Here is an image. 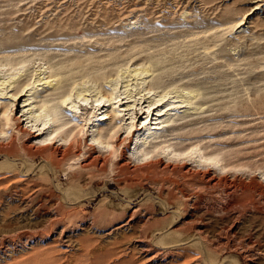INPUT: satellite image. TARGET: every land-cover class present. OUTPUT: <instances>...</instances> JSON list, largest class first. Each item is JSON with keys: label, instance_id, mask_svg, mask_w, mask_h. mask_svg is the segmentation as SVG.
<instances>
[{"label": "rangeland", "instance_id": "rangeland-1", "mask_svg": "<svg viewBox=\"0 0 264 264\" xmlns=\"http://www.w3.org/2000/svg\"><path fill=\"white\" fill-rule=\"evenodd\" d=\"M0 63L17 74L9 84L0 69L7 108L17 83L29 87L13 108L23 127L0 128V264H264V0H0ZM112 90L132 105L107 135L116 148L96 141L108 121L89 111L75 118L84 131L53 144L75 139L81 156L50 169L52 139H32L30 112ZM188 90L192 103L154 110ZM146 109L169 121L144 157L132 124ZM118 133L130 171L114 167ZM94 147L103 171L80 167Z\"/></svg>", "mask_w": 264, "mask_h": 264}, {"label": "bare ground", "instance_id": "bare-ground-1", "mask_svg": "<svg viewBox=\"0 0 264 264\" xmlns=\"http://www.w3.org/2000/svg\"><path fill=\"white\" fill-rule=\"evenodd\" d=\"M246 13L247 12H245V13L242 14L243 15V18L246 15ZM238 21L237 22L239 23V25L243 23V20L242 19H239ZM4 66H5V64H1L0 63V69L1 70L3 69ZM6 66H7V64H6ZM8 66H9V64H8ZM4 68H6V67H4ZM17 68L18 67H16V70H17ZM1 70H0V72H1ZM12 70H13V68H6L5 69V71L8 72V77L9 78L7 77L8 78L7 81L9 80L8 81V83L10 82L9 84H15L16 83L15 82V78H16L15 75H17V74L15 73V68H14L13 71ZM149 71L150 70L147 69V72H149ZM5 74H6V72H5ZM2 75L3 74H1L0 77H2ZM52 77H54V78L51 79ZM3 78H4V81H5V78L6 77L3 76ZM55 78H56V75L51 74L50 76L47 77V79L44 78L46 80L45 82L42 79L43 84L46 83L47 86L51 85V87H52L53 81L56 80ZM40 79L37 80V82L38 81H41ZM19 82H21V80ZM1 83H3V82H1ZM40 84H38V85H40ZM21 85H22L21 83H17V85H15V88H12V89H15V90H12L14 92L11 94L10 102H8V104L11 105L9 108H7V106L3 102H0V128L3 127L4 125H6L7 128L10 129L9 125L12 124V126L14 125V127H15L14 128L15 131H18V130L21 129V127H23V125L21 123L23 122V118H26L27 113L25 112L21 116H16V114L14 113V109H13L15 107L16 100L17 99L19 100L20 97H21V95L26 96V94L29 92V89H28L29 87L27 88V90L25 89L26 87H24L23 89H21ZM35 87H37V85ZM30 89L32 90L33 87H31ZM104 93L105 92H103V94ZM107 93L108 92H106V94ZM1 94H6V93H1ZM116 95H115V90H112L107 95H102L99 98H96L95 99V102L93 104H92V102L88 103V98L86 96H83L81 98L78 97L79 98V101L76 102V103H78V106H76V104H73L72 108H69L67 106L71 102L66 104V102L68 101V98H69V97L66 96V98H61V102H58L55 105L54 104H49L48 102H42L38 106L39 107L38 114H35L32 111L30 112L31 114H33L32 117L34 118V120L36 122L37 121L39 122V120L41 122V124H38L37 123L38 125H36V127H35L34 130L30 129L31 130V133H32V139H38L40 137H46V139L47 138L48 139H52V142L50 143V145H47V146H44V147L41 148L42 156H43L44 160L48 163V167L50 169H52L53 171L59 170L60 167L63 164H65L68 160H70V159L72 160L75 157H76L75 159H77L78 155L81 156L80 153L82 152V149H81V146H80V142L78 144L75 139H69V141L65 145H62V146L61 145L60 146H54L53 144H55V142L58 139H66V138L70 137L73 134V130H74V128L76 126L81 127V129H82V127L87 126V123L81 124L79 122V120L77 121L75 118L84 117L85 116V113L87 114V113H89V111H90V113H92L90 117H92L93 113H95L96 116H100V117H97L96 118L97 121H108V128L104 129V128H100L101 127L100 126L97 129V133H96L97 135L95 137L96 141H98L99 144L105 145V147L108 148L109 150H114L116 148L114 143L109 142V139H107V135L109 133L111 134L112 132L114 133L116 131V128L118 127V122L125 120V114L123 113L124 109L127 108L128 111H130L131 110L130 107L132 106L128 101H125L123 97L120 96L122 98L121 99V98H119V95L118 96H116ZM184 96H185V99L183 101L181 100L182 102L178 100L177 102L175 101L173 103H171V102H167L166 103V101H164L162 103L159 102L161 104H158L157 106H156V103H154V110H157V108L159 106H161L162 108L163 107L164 108H167V110L169 112L172 111V110H178L179 108H182L183 107L181 105V104H183V102L184 103L187 102V104L192 103L191 102L192 101L191 99L194 98L196 96V94H195L194 90H188V91H186V94ZM27 101H28V99H25L24 100L25 103ZM129 101H131V100H129ZM35 102H37V101H35ZM31 104L32 103H30V102L29 103H26V104H24L23 107H27V106L29 107ZM150 105L153 106L152 104H150ZM125 106H126V108L123 109V107H125ZM38 107H37L36 110H38ZM185 107H186V105H185ZM30 109H32V108H30ZM140 109L142 110L143 108H140ZM149 109L148 110L146 109L143 112H140V114L142 113L141 116H140V118H142V124L140 125V127L139 126L137 127V124H135L134 122L132 124V129H133L132 132L133 133L140 132L142 130H146V133H144L145 134L144 140L142 141V144H144V145L146 144V149H142L141 150L142 156H144V157L147 156V155H149L151 152L155 151V149L158 148V145L161 144L158 140L155 139V136H154L155 133L154 132L157 131V130H159L160 128H163V126L164 127L165 126H168L167 123L169 121L168 118H167L163 123H161V122H159V123H155V122L152 123V121H151V118H152L151 115L153 114V112L151 114V110H149ZM63 110L68 111V112H72L74 118H72V119L65 118L64 115H63V113H62ZM161 111H162V109L158 110V112L155 115H157L158 117L161 118L162 115H165V114H161ZM145 113H147L146 116H144ZM58 114L63 115L62 118L59 119ZM136 114H137V112H136ZM156 119H159V118H156ZM3 122H5V123H3ZM149 124H154L155 126L154 125L148 126ZM32 128H34V127H32ZM3 129L4 128H2V131L0 133H5V131H3ZM122 129H123V126H122ZM82 130L84 131V129H82ZM11 134H13V132L9 134L10 137H11ZM118 136L120 138V134L119 133H118ZM121 138H120V141L118 140L119 141L118 143L115 141L117 143V145H123V144H125V143H123V140ZM32 139L30 138V139L26 140L24 142V144H23V146L26 147L28 150H29L31 144L33 143L32 142ZM15 140H16V138H15ZM42 141H43V139H42ZM8 142L10 143V141H8ZM9 143H8V145H9ZM128 147H129V145L127 143V144L124 145V148L123 149L120 148L122 150L121 151V154L119 156L120 158L116 161V163L114 165V167L117 170L121 171V172H123V171L126 172L128 170L129 171L131 170L130 164H128V159H127V155H126V151H127ZM164 147L165 146H163V148ZM93 149L94 150H89V151L85 152L84 153V156L82 155L83 156V159L80 162V167H82L83 169H84V167H86V168H92L93 167L94 169H97L98 171H103L104 170V167H105L104 166L105 159L102 158L101 156H99L96 153L95 147ZM8 150H11V148L9 147ZM33 150H35V149H33ZM170 153L173 154V156L174 155L177 156V155H180V154L182 155V153L176 152L174 150H171ZM190 158H192L193 161L197 160V159H195L193 157H190ZM201 159H203V160H209L212 163L216 162L214 160H211L208 157H205L204 155H201L200 156V159H198V160H201ZM163 167H165V166H163ZM184 168H185L186 171H188L187 170L188 169V166H185ZM209 175H208V178H207L208 179V182L211 181V180H213V178L211 176H209Z\"/></svg>", "mask_w": 264, "mask_h": 264}]
</instances>
